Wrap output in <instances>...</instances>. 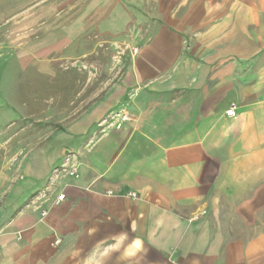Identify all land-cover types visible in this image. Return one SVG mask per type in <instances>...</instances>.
I'll use <instances>...</instances> for the list:
<instances>
[{
    "label": "crops",
    "instance_id": "1",
    "mask_svg": "<svg viewBox=\"0 0 264 264\" xmlns=\"http://www.w3.org/2000/svg\"><path fill=\"white\" fill-rule=\"evenodd\" d=\"M88 31L134 53L117 100L52 139L21 129L0 77V162L19 159L0 264H264V0H89L46 43L2 48L0 27V65L52 74Z\"/></svg>",
    "mask_w": 264,
    "mask_h": 264
},
{
    "label": "rangeland",
    "instance_id": "2",
    "mask_svg": "<svg viewBox=\"0 0 264 264\" xmlns=\"http://www.w3.org/2000/svg\"><path fill=\"white\" fill-rule=\"evenodd\" d=\"M88 4L89 0H0L2 48L11 44L21 48L27 41L45 42L47 28L73 22L85 13ZM89 33L81 52L49 58H54L52 74L37 75L30 69L14 76L11 66L0 65V77L4 80L1 95L11 105L27 107L20 121L21 129L28 128L34 139L50 140L97 105L117 100L123 59L130 60L134 51L122 42L101 40ZM21 79L22 82L15 83ZM118 112L110 111L97 126H109L111 117ZM18 160L14 156L8 164L0 162V171L11 174ZM8 195L0 187L2 203Z\"/></svg>",
    "mask_w": 264,
    "mask_h": 264
},
{
    "label": "built area",
    "instance_id": "3",
    "mask_svg": "<svg viewBox=\"0 0 264 264\" xmlns=\"http://www.w3.org/2000/svg\"><path fill=\"white\" fill-rule=\"evenodd\" d=\"M226 115L232 118H236L237 117V113H236V105L233 104L231 105V107L226 111ZM130 121V118L128 115H126L124 112H118L116 114H114L111 117V123L109 126L113 127L114 129H121L123 127V125H125L126 123H128ZM60 171H66L64 168L62 169H56L54 170V174L58 175ZM67 174L70 177H74L75 176V172L73 171H69L67 172ZM131 197L134 196L133 194L130 195ZM65 197L64 195H61L57 198V203H60L62 201H64ZM2 201V198L0 196V202Z\"/></svg>",
    "mask_w": 264,
    "mask_h": 264
}]
</instances>
